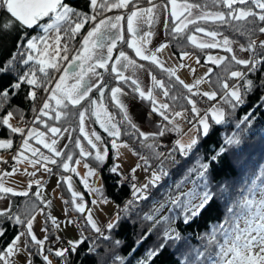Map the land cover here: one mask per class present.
<instances>
[{
	"label": "snow or ice",
	"instance_id": "snow-or-ice-1",
	"mask_svg": "<svg viewBox=\"0 0 264 264\" xmlns=\"http://www.w3.org/2000/svg\"><path fill=\"white\" fill-rule=\"evenodd\" d=\"M215 3L221 4L228 11H202L201 14L194 16V9H201V5L195 3H189L188 0H183V3L178 4L177 0H168V4L171 5L170 18L171 28L169 35L173 39L186 35V30L189 25L197 24V21H212L214 23H228L229 21L247 22L249 17H255L259 21L264 22V0H214ZM151 7L139 8L136 7L130 14L127 15V32L131 34L132 39L126 41L127 47L132 49L135 56L140 60L150 61L152 64L161 68L166 72L169 77H175L176 81L186 88L189 92L193 91L196 85L201 83V80H197L195 84H186L176 74L175 68H165L163 62L158 58V53L162 52L168 47L167 43H162L155 50H149L145 45L149 42L148 37L152 35V32H145L143 36L139 35L141 23L152 25L156 19L157 5L152 4V0H149ZM132 4V0H89V6L95 11L96 9L111 10L113 8H127ZM259 9V12L253 10ZM239 6V7H238ZM165 11L168 10V5H164ZM0 9H6L9 17L0 18V40L4 36L8 35L11 30L17 26L22 29H33L38 27L42 29L43 35L38 37H28L26 34L21 33L19 41L17 43V52L13 53L11 58L0 67V75L11 71H16L15 65L19 62L22 65H28L30 61H33L31 68L25 71L22 75L17 74L16 80L10 84L7 88L0 90V108L4 107V104L9 100L10 94L14 95V89H20L22 84H27L30 90L27 93V99L35 102L38 93L36 89L42 88L47 93L46 99H44L42 106L38 110V114L35 117V121H40L42 116H49L50 112L55 113V119L60 120L62 117L68 115L67 109L69 106L75 109L77 106H81V110L78 113L80 122V132L83 134L84 139L88 141L93 149H96L95 159L100 163H103L105 156L107 155V148L103 150L99 149L97 143L93 141L91 137H95V141H100L101 137L95 131L90 135L85 131V120L89 111L91 115L96 117V122L100 124V127L112 137V147L117 149L116 155L119 156V149L121 147L129 148L127 143H117L121 136V129L118 123L113 122V116L108 113L107 108L104 104V95L107 85L103 84V75L97 71V69L109 70V61H112L110 65L111 73L115 74V78L118 81H124L134 86L133 91L138 93L142 100L149 101L152 105V111L157 112L163 117L165 121H169L173 124L172 128L163 126L159 132L156 133H145L139 130L137 125L133 123L131 117L128 114L127 107L120 100V96L123 95V90L120 87H112L110 95L112 101L120 109L122 113V120L119 123L127 122V126L133 131L131 135L138 134L142 138L141 143L144 144L149 138L155 140L157 136H164L166 132L174 131L177 133L182 132L178 123L175 122V117H181L184 115L183 112L173 113L170 119L169 115L166 114V110L169 109V105L166 103L158 102L154 96L153 88L145 91L138 79H134L131 76H125L122 69L132 68H143L142 64H137V61L130 58L129 55L120 50L118 55L113 57V50L117 47V43L124 41V36L121 34L120 21L124 19L122 16H116L114 18L100 19L94 27H92L86 35H83L80 41L79 48L70 47V42L76 40L77 35L84 28L85 24L91 20H97V14L89 16L87 13L82 12L73 8L66 0H0ZM146 18V19H145ZM169 25L168 17H165V27ZM116 30L113 32L112 30ZM197 33H205L207 36L212 37L213 40L219 35L216 31H206L203 27H196ZM236 31H241L237 28ZM260 33H264V27L259 28ZM187 40L198 48H216L220 46V41L213 43H198L195 35H186ZM22 41V42H21ZM231 41L228 37L223 38V46L227 52H233L231 47ZM257 41L252 40L249 42L247 48L241 46V50L249 51L252 53L249 59H240L236 55L231 56V60L235 61L238 65L246 66L247 71H231L229 73L231 78H235L238 83L232 86L225 81L222 84V88L225 90L224 95L220 97L230 108L235 109L238 106L245 103V95L254 89V82L247 78L248 73H253L258 70L261 65H264V51L257 53L255 47ZM259 47L264 49V40L259 41ZM106 49V52L104 51ZM71 53V58L69 55ZM189 53L182 52V58L187 57ZM19 58V60H18ZM209 61L214 64H220L226 57L223 56H211L207 57ZM62 63L67 66L63 67L61 71ZM197 63L199 60L197 59ZM183 66V65H181ZM50 71L59 73V79L55 80L54 86L49 89L48 84H52L53 81L49 79ZM193 71H195L193 69ZM211 71V69H209ZM152 78L153 85L155 87L164 89L163 95L168 96L169 92L165 87V84L161 80H157L155 76L149 72ZM93 78L95 82H93ZM242 81V83H240ZM261 87H264V80L261 81ZM96 89L100 96L99 99L92 98L89 94ZM197 94V93H193ZM209 100H213L217 97V92L210 91L202 93ZM82 102L89 105L88 108L82 106ZM54 103V107H53ZM188 103L192 105V112L198 117L193 127H196L198 123L203 130V133L207 135L209 131L208 114H211V119L216 124L224 123L226 112L225 109L218 105H213L204 115L199 114V109L196 107L195 101L188 98ZM259 103H264V96L260 97ZM33 111H37L35 106ZM14 113L8 111L7 114L0 117V126H6L11 133H20L23 135L21 148L30 151L33 157H39L34 163L40 164L46 172H51V169L47 167L48 163L57 164V160L52 156L43 155L39 148L33 147L29 141L36 140L38 144H42L44 148L48 149L54 156L59 157L62 155L63 150H58L55 147L57 141L53 139L51 143L43 139L45 133L39 132L36 128H25L13 125L10 121L13 118ZM105 119H101V116ZM34 121V122H35ZM250 122L249 116L246 115L241 120L242 123ZM240 125L238 124L237 127ZM51 133H61V129L56 127L48 128ZM66 131V129H65ZM124 134H129L127 131ZM11 139H0V148H11ZM238 138L227 137L224 145L219 149V152L213 157L212 160H216L218 156L227 151V146L238 144ZM197 144V138H190L188 143H182L181 140L175 141V147L170 149L166 154L164 152H157V145L155 143L145 144L144 146L153 150L157 158L171 156L173 151H179L181 155H187ZM76 147L80 149L81 156H89L90 152L85 151L81 145L80 139L76 140ZM67 148V145H65ZM133 154L140 155L133 149ZM21 158L24 157V152L19 153ZM0 159H3L0 157ZM16 159V157H13ZM73 157L71 154H67V159L61 163V166L65 171L75 172L74 167H70L69 161H72ZM141 163H137L135 168L131 169L133 173L132 180H135V172L138 168L144 167L147 172L149 170V160L147 157L140 156ZM44 161L45 163H41ZM77 164L79 160L75 161ZM29 163H33L29 159ZM87 167V165H85ZM209 168L208 164H201L198 177L200 179L206 178V173ZM15 171V169H13ZM110 171L122 179L118 183L123 182V173L120 171V165L114 164ZM89 174H95L94 169L89 170ZM0 175H11V173H2ZM34 175V173H33ZM167 173L161 168L159 172L152 171L151 176L147 178V182L141 185L132 183V195L133 199L126 202L124 211L127 212L135 202L147 199V190L149 186H156L163 176ZM63 181L69 185V190L72 189L70 177H62ZM39 182H37L38 184ZM59 183V182H58ZM203 188L200 191V188ZM179 185L177 186V191ZM93 191H100V189H93ZM0 193H11L13 195L28 196L27 191L16 192L11 187H6L5 184L0 180ZM37 197L40 196L39 190L35 193ZM80 194L73 191L72 196L75 200ZM214 199V193L211 191L207 183L203 185H197L194 183L193 188L187 192H179L174 198L169 197L170 203L174 208L182 210V219L185 224L192 222L195 218L202 215L203 211L210 205ZM103 202L107 203V200ZM50 203V202H49ZM96 203V201H93ZM164 205H161L163 207ZM77 211L84 213L87 211V222L96 231L100 232V228L97 227L95 221L92 218L91 209H86L82 203L75 204ZM158 212L159 209H155ZM148 221L155 219L152 214H146L144 217ZM11 220L14 224H22L25 231L19 232L15 235L10 242H7L6 247L0 249V264H15V261L11 258L15 255H19L24 251H27L28 257L33 256V252L29 249V241L25 239L30 237L31 242L36 245L37 251L35 255H43L45 240L38 239L33 231V221L35 216L27 218L26 220L21 219V215L12 213L9 209L0 210V238H2L6 229L3 227V220ZM52 223L57 225L58 222L55 217L49 216ZM120 219L119 212L116 215V220L110 222L107 225L108 229H112L115 226L116 221ZM169 217H161L160 220L156 221L159 224L163 221L169 220ZM71 223V221H69ZM153 225V228L156 226ZM44 231H47L44 229ZM152 229L148 230L145 235L151 234ZM107 238V237H105ZM165 241L175 240L180 241L182 239L181 234L176 229H166L162 237ZM84 238L77 241H69L71 250L75 251L76 246L83 242ZM200 239L203 241L202 245L194 250L192 259L188 256L185 257L183 264H264V169H262L258 175H256L250 182L245 185L244 190L240 193V198L233 200L230 206L227 207L224 219L217 225L213 226L211 230L205 233ZM119 243V242H117ZM139 243V241L137 242ZM165 247L161 244L159 248L149 250L147 258L138 262V264H150L152 257L156 256L160 250ZM201 248L203 250H201ZM51 251V249H49ZM69 251L68 248L58 249L55 251L57 257H66V253ZM117 260L121 258L117 257ZM43 260L47 264H51L49 257L43 255ZM24 264H32L31 259H26Z\"/></svg>",
	"mask_w": 264,
	"mask_h": 264
},
{
	"label": "trees",
	"instance_id": "trees-1",
	"mask_svg": "<svg viewBox=\"0 0 264 264\" xmlns=\"http://www.w3.org/2000/svg\"><path fill=\"white\" fill-rule=\"evenodd\" d=\"M152 1L168 3V0ZM66 2L73 8L87 13L89 16H91L92 13H98L97 15L99 16L107 14V10L103 9H96L94 11L89 6V0H66ZM177 2H183V0H177ZM188 2L201 5V9H199L201 11H228L221 4L215 3L214 0H188ZM148 4L149 0H132V4L122 13L121 16L124 17V19L121 20V34L125 39L117 43V47L113 50V57L118 55L120 50H123L130 58L135 59L137 64H142L144 66L143 69L148 73L151 72L157 80L164 82L169 92L168 96L163 95L164 89L155 87L153 84L151 88H153L156 97L161 98L163 103L170 106L169 109L166 110V114L169 115V117L179 110L190 111L191 104L188 103V98H190L204 107L203 109L206 112L212 108L213 103L224 108L226 112L225 121L224 123L216 124L208 115L210 127L207 135L198 130L195 135L197 144L187 155H181L177 150L173 151L171 156L157 158L153 150L144 145L155 143L157 145V152H164L167 154L170 149L175 147V143L172 139H177L179 133L169 131L162 137L157 136L155 140L149 138L142 144V138L139 137L138 134H130L133 130L127 126L126 121L124 123H119L123 117L120 109L111 99L110 90L112 87H120L129 101L137 104L147 112L142 117V123L148 129V133L159 132L163 126L172 128L171 123L165 121L162 116L152 111L151 103L142 100L138 93L133 91L134 86L131 84L130 80L128 83L116 80L115 74L110 71L112 61H109L108 71L97 69V71L103 75V84L107 85L104 95V104L112 113L114 122L118 123L121 129L122 134L118 141L127 143L131 149L138 152L140 155L134 154V156L142 165L143 161L140 160V156L147 157L150 165L149 170H156L159 172L161 168H163L167 173L156 186H149V192L146 194L147 199L135 202L134 205L125 212L123 209L126 202L133 199L131 184L135 182L131 181V183L125 184L123 181L118 183L122 178L110 171L113 162V150L111 147L112 137L99 126L94 115H91V110L86 117V121L91 129L100 135L101 143L104 148L108 150L103 163L95 159V155L91 148L87 147V151L90 152L91 155L81 156L79 148L76 147L77 138L80 139L81 144H85L84 138L80 132L78 117L81 106H77L75 109L69 106L67 109L68 115L62 117L60 120H56L53 112H50L52 114L51 117H41L42 123L40 121H35V114H38V107L40 108L42 106L44 99L47 97V95L44 96V94L47 93H45L42 88L36 89L38 97L36 101L33 102L26 98L31 86L22 84L20 89H14L13 92L15 94H10L9 100L4 104L3 108H0V117L7 114L8 111H11L14 113L12 119L17 124H24L25 128L28 125L27 129L32 125H37L40 127V132L47 131L46 129L49 127H56L61 129V131L66 128L68 130L67 138L60 149L63 150L62 155L53 157L57 160V164H52L51 170L60 174L61 163L67 159V154H71L73 157V160L69 161L70 164L80 159L85 164L97 169L101 186L98 188L100 191H96L95 194L99 199H109L113 201L117 206V213L119 212L120 215V219L116 221L112 229L105 227L106 233L103 235L91 231L82 218V214H75V216L70 215L77 229L79 240H81V238L84 239L82 243L76 246L75 251L71 250L70 244H66L64 248L69 249L66 253V257H57L53 252V246H55L57 241L61 238L53 228L49 219V214L43 204L35 195L34 186L30 187L28 196L7 194L8 201L6 209H9L12 213L20 214L22 220L31 218L37 211L40 212L43 230H47L44 231V237H48V239L45 240V250L43 254L50 253L54 259L61 261L62 264H138V262L147 258L149 250L157 249L161 244H164L165 247L160 250L156 256L152 257L150 264H183L185 257L188 256L189 259H192L190 254L202 245L203 241L200 237L209 232L213 226L219 224L224 219L227 207L230 206L233 200L240 198V193L244 190L245 185L250 184L251 180L264 169V103H259L260 97L264 96V87H261V81L264 80V65H261L257 71L248 73L247 78L253 80L255 87L251 92L245 95L244 104L232 109L220 99L225 91L222 88V84L225 81L229 86L237 84L238 81L235 78H231L229 73L231 71H247L246 66L238 65L235 61H232V55L224 49L218 47L201 49L190 43L186 38V35L212 38L205 33H197L195 31L196 27H203L206 31H216L219 35L228 37L229 40L237 43L240 47L243 45L244 48H247L249 42L255 40L257 41L255 50L257 53H260L264 51V49L259 47V41L264 40V33H260L259 28L264 27V22L259 21L255 17H249L247 22L229 21L224 24L214 23L212 21H197V24L189 25L185 36L173 39L172 36L169 35L172 26L170 14L166 13L169 25L166 28L164 20L163 41L168 44V49L175 57L179 58L182 52H190L196 56L199 63H204L205 55L209 51L219 52L221 56L226 57L220 64H212L211 71H208L203 77L209 89L217 92V97L213 100H209L205 96L202 101L199 99V94L203 96L202 93L194 91V89L192 92H189L176 81L175 77H169L166 72L150 61L140 60L135 56L133 50L127 47L126 41L131 37V34L127 32L126 17L131 13L133 8L145 7ZM249 7H253V10L256 12L260 11L259 9H255L254 6L249 5ZM9 15L6 9H0V18H6L9 17ZM89 24H91L90 20L85 24L84 28L81 29L76 40L70 42V47L78 48L77 44L84 31L90 26ZM237 28H240L241 31H236ZM37 30V27L25 30L17 26L13 28L8 35L4 36V38L0 40V67L11 58L13 53L17 52V43L20 34L24 33L29 37ZM245 52L248 54L249 59L252 53L249 51ZM33 63V61H30L28 65H22L17 62L15 65L16 71L10 70L8 73L0 75V90L12 84L16 80L17 74L22 75L25 71H28ZM56 74L57 72L50 71L49 79L53 81ZM240 83H242V81ZM49 86L50 84L47 85L48 88ZM89 95L94 99H99L100 96L96 89H93ZM41 99L42 101L40 102ZM39 104L41 106H38ZM209 105L211 106L209 107ZM34 106L37 111H33ZM82 106L84 108L89 107V105L84 102H82ZM246 115L249 116L250 122L241 124L242 118ZM28 122H30V124H28ZM238 124L240 125L239 127H237ZM126 131L129 134H124ZM20 135L19 133H11L6 126H0V139H11L13 142L11 148H1L0 152L12 151L16 144L19 145L21 143L22 139ZM227 137L238 138L239 143L232 146L225 145L227 151L220 154L216 160H212L211 157L219 152L220 147L224 145ZM65 145H67V148H65ZM16 152L13 156L17 154ZM201 164L209 165L205 179H200L198 177ZM125 178L126 176H124V179ZM58 182L57 184L62 194L67 196L68 191L65 188L64 182L61 178ZM194 183L197 185L207 183L214 193V199L206 210L203 211L202 215L195 218L192 222L185 224L182 219V210L174 208L169 201V197L171 196L174 198L179 192H187L189 189L193 188ZM178 185L179 189L177 191ZM199 190L202 191L203 188L201 187ZM161 205L164 206L161 207ZM155 209H159V211L155 212ZM146 214L154 215L155 219L152 221L146 220L144 218ZM161 217H169L170 219L156 224V221L160 220ZM154 224H156V226L153 228ZM3 227L6 229V233L0 238V249L6 247L7 242H10L19 232L25 231L22 224H14L11 220L7 219L3 220ZM169 228L179 231L182 239L180 241H165L162 238L163 233ZM149 229H152L151 234L144 238ZM25 239L29 241V249L33 252V256L29 258L27 251H25L27 259H31L32 264H46L43 260V255H35L37 248L34 242H31L29 237ZM138 241L139 243H137ZM49 249H51V251H49ZM201 250L203 249L201 248ZM117 257L121 259L117 260Z\"/></svg>",
	"mask_w": 264,
	"mask_h": 264
},
{
	"label": "rangeland",
	"instance_id": "rangeland-1",
	"mask_svg": "<svg viewBox=\"0 0 264 264\" xmlns=\"http://www.w3.org/2000/svg\"><path fill=\"white\" fill-rule=\"evenodd\" d=\"M155 2L160 3V1H152V4ZM177 3L180 4L183 2H177ZM162 4H163V6L166 4L168 5L167 11H165V8L161 7V5L157 6L156 15H157L158 19H156V21L152 25H148L145 23H141V25H140V31H139L140 36H143L145 32H152V35L147 38L149 42L145 45V47L149 50H155L157 47H159L160 44L165 43L163 41V35H162L163 34V24H164V20L166 17V13L170 14L171 5L168 3H162ZM149 5H151V4L149 3L148 5H146L147 8L151 7ZM146 6L145 7H139V8H146ZM135 8H133V10ZM126 10H127L126 8H119V9L113 8L111 10H107V14H104L101 16L97 15L96 21L90 20L91 24H89L90 26H88V28L82 34V36H81V38L77 44L78 48L80 46V41L82 40L83 35H86L87 32L92 27H94L95 24L100 19L114 18L118 15L121 16L122 13ZM193 12H194V16L192 18H195V15L201 14L202 11L199 9H194ZM94 14L95 13H92L91 15H94ZM126 25H127V21H126ZM120 30L122 32L121 21H120ZM112 31L115 32L116 30L114 29ZM43 34L44 33H43L42 29L38 28V30L34 31L29 37H33V36L38 37V36L43 35ZM132 38L133 37L131 36L129 39H132ZM223 38H224V36H222V35H218L215 38V40H213V38H204V37L196 36L198 43H201V42L213 43L215 41H220V46L218 48L225 50V48L223 46ZM231 42H232L231 47L233 49V52H229V53L231 55H236L240 59H248V54L245 51L241 50V47L237 43H235L233 41H231ZM104 51L106 52V49ZM187 53H189V55L187 57L182 58L181 53H180L179 58H177L170 52V50L167 47L162 52L158 53L157 55H158V58L163 62L164 67L165 68H169V67L175 68L176 74L186 84L192 85V84H195V82L197 80H201V83L196 85L197 89H195V87L193 88L194 91H197L200 93L210 92L211 90L209 89V87L205 83L203 77L209 71V69H211V65L214 63L209 61L207 59V57L209 55L221 56V54L219 52H210L209 51L205 55L204 63H197L196 56L190 52H187ZM70 55H71V53H70ZM70 55H69V58H71ZM181 65H183V66H181ZM65 66H67V65L62 63L61 71L63 70V67H65ZM193 69L195 71H193ZM122 71H123L125 76H131L134 79H138L140 84H141V87L145 91H147V89L151 88L153 81H152L151 76L149 75V73L145 69L136 68L135 70H133L132 68H128V69H122ZM57 79H59V73H57L54 76L53 83L50 84L49 89H51L54 86L55 80H57ZM95 79L96 78H93V82H95ZM45 95H47V94H44V96ZM43 97H42V99H43ZM202 97H205V96H202ZM42 99L40 100V102L42 101ZM156 99L158 102H162L161 98L156 97ZM199 99H201L200 94H199ZM120 100L127 107L128 114L131 117L133 123H135L137 125V127L139 128L140 131L148 133V129L142 123V117L147 112H145V110L143 108H141L140 106H138L137 104L129 101V99L126 97V95H124V93H123V95L120 96ZM40 104L38 106H41ZM195 104H196V107L199 109V114L201 116L204 115L206 113V111H204V109H203L204 107H202L196 101H195ZM213 105H217V104L213 103ZM210 106L211 105H209V107ZM53 107H54V103H53ZM38 109H39V107H38ZM107 111H108V113H111L108 109H107ZM177 112H183L184 113V115L181 117H175V122L178 123L181 130H183L182 132H180L182 134V135H180L181 138L183 136L184 139L188 140V138L190 139L192 137H195L196 132L198 130H200L203 133L202 127L198 123H196V127H193V123L196 122L198 117L195 113L192 112V105L190 107V111L179 110ZM154 113L158 114L157 112H154ZM53 114L55 117L54 112H53ZM35 115H37V113ZM35 115H34V117H35ZM51 115L52 114L50 113L49 116L51 117ZM149 115H152V114H149ZM208 115L211 117L210 113ZM49 116H47V117H49ZM172 116H170V119L172 118ZM186 116L194 117V118L193 119H190L189 117L185 118ZM101 119H105V117L102 115ZM10 122L13 125L25 128L24 124H22V125L17 124L13 119H11ZM113 122H114V120H113ZM28 124H30V122H28ZM171 125L173 126L172 123H171ZM27 126L25 128L26 130H27ZM99 126H100V124H99ZM29 128H36L39 132L41 131L40 127L37 125H32ZM65 129H62L61 133H58L55 135L53 133H51L50 131H48V129H46L47 131H43V133H45V136L43 137V139H46L47 142H49V143H51V141L53 139H55L57 141V143L55 144V147L58 150H60L62 145L65 142V139L67 138L68 130L66 129V131H65ZM85 131L88 132L89 135L93 132V130L91 129V127L89 126V124L87 123L86 120H85ZM25 133L20 135V138L22 140H23V135L27 134V133L26 134ZM82 136H83V134H82ZM91 138L93 139V141L95 143H97V146L99 149H101V150L104 149V146L101 143V141H95V137H91ZM172 140L175 143V140L174 139H172ZM84 142H85V144H81V145L84 147L85 151H87V147H89V148H91V150L93 151V153L95 155L96 149H93L91 147V145L88 144V141L86 139H84ZM29 143L33 147L39 148L41 153H43V155L54 157L53 153H51L48 149L44 148L42 144H38L36 142V140H30ZM117 143L119 144L122 142L117 141ZM21 144H22V141L18 145V149L16 150L17 154L15 156H13V154L11 153L12 151L0 152V157L3 158V159H0V174L11 173V175H0V180H2V182L5 184V186L15 189L16 192H23V191L28 192L31 186H34V192L35 193L37 192V190H39L40 196L37 198L41 201V203L43 204V206L46 209L49 216L56 218V220L58 222V227H57V225H54L52 223L51 219H50V222L53 225V228L55 229L57 235L59 237H61V240H65V245L66 244L68 245L69 241L79 240V235L77 233V229H76L75 224L73 223L72 219L70 218V215L75 216V214H82V218L85 220V223H87L90 230L95 231L91 227V225L87 222V215H88L87 211H85L84 213H81V212L76 210L75 204H78V203H82L86 209H91L92 218L95 221L97 227L100 228V232H98V233H100L101 235L105 234L106 228L104 229V227H107V225L110 222H113L116 218L117 206L113 201H111L109 199H99L95 194L96 191H93V189H98L101 186L100 176H99L97 169L85 164L80 159H77L80 161L79 164H77L76 162H74L73 164L69 163L70 167H74L76 169L75 172L65 171L62 166L60 168V170H61L60 174L57 172H54L52 170H51V172H46L44 170V168L41 167L40 164L34 163V161L36 159H39V157H33L30 151H26V150L21 148ZM111 147H112V144H111ZM129 149H130V147L129 148L121 147L119 149L120 155L117 156L116 155L117 149H114L112 147L113 162H112L111 167L114 164H119L120 165V171L123 173V178H124V176H126L127 178H130V176H131L130 179L132 182L136 183V182L140 181L141 184H144L147 182V178L151 176L152 171H156V170H148L146 172L144 170V167L138 168L134 174L135 180H132L133 173L131 172V169L135 168L136 164L139 162L136 159V157L134 156V154L132 153V151H130ZM21 151L24 152V157H26L27 159L20 157L19 153ZM79 151H80V149H79ZM13 157H16V159H13ZM29 159H31L33 161V163H29ZM41 163H45V162L41 161ZM85 165H87V167H85ZM47 167L52 169V164L48 163ZM13 169H15V171H13ZM90 169H94L95 174H89ZM156 172H158V171H156ZM33 173H34V175H33ZM62 177H70V179H71V185H72L71 190H69L68 183L61 179L64 182L65 188L68 191L67 196H64L62 194V192L59 189L58 184H57L58 180ZM37 182H39V183L37 184ZM140 182H138L136 184L139 186V185H141ZM73 191L80 194L79 196H77L75 198V200L72 196ZM148 192L149 191L147 190V193ZM7 194L9 195L11 193H0V210L6 209V207H7V201H8L7 200ZM87 196H88V198H87ZM104 200H107L108 202L105 203V202H103ZM93 201H96V203H93ZM33 215L35 216V220L33 221L34 234L37 236L38 239H42V238H44V230H43V227L41 224L40 212L37 211ZM77 216H80V215H77ZM69 221H71V223H69ZM66 240L68 241V243ZM59 245H60V239H59V241H57L56 245L53 246V252L54 253L56 250L60 249ZM43 255H47L49 257L51 264H62L61 261L54 259V257L50 253H45ZM11 259L15 261V264H23L24 261L27 259V254L24 251L19 255L13 256ZM46 264H47V262H46Z\"/></svg>",
	"mask_w": 264,
	"mask_h": 264
},
{
	"label": "built area",
	"instance_id": "built-area-1",
	"mask_svg": "<svg viewBox=\"0 0 264 264\" xmlns=\"http://www.w3.org/2000/svg\"><path fill=\"white\" fill-rule=\"evenodd\" d=\"M201 99H203V97L201 96ZM18 149V144H16L15 145V147L12 149V154H14L15 152H16V150ZM124 183L126 184V183H131V179L130 178H125L124 180ZM104 229H105V227H104ZM62 241V242H61ZM66 245H65V240H61L60 239V245H59V248L60 249H63L64 247H65Z\"/></svg>",
	"mask_w": 264,
	"mask_h": 264
},
{
	"label": "crops",
	"instance_id": "crops-1",
	"mask_svg": "<svg viewBox=\"0 0 264 264\" xmlns=\"http://www.w3.org/2000/svg\"><path fill=\"white\" fill-rule=\"evenodd\" d=\"M153 4H155V5H157V6H160L161 5V7H164L163 6V4L160 2V3H158V2H155V3H153ZM149 6H151V5H149ZM146 8H147V6H146ZM195 89H197L196 87H195ZM189 116H186L185 118H188ZM190 119H193L194 117H189ZM193 121V120H192ZM190 123V122H189ZM186 130V129H185ZM183 131V130H182ZM186 132V131H185ZM180 135H182L181 133H179V136H178V138L177 139H175V141L176 140H181V142H183V143H188L189 142V138H188V140L187 139H184L183 138V136H182V138L180 137ZM138 182H140V181H138ZM140 184H141V182H140ZM87 198H88V196H87ZM61 238V237H60ZM67 241V240H66ZM67 243H68V241H67ZM69 244V243H68ZM24 264V263H23Z\"/></svg>",
	"mask_w": 264,
	"mask_h": 264
}]
</instances>
